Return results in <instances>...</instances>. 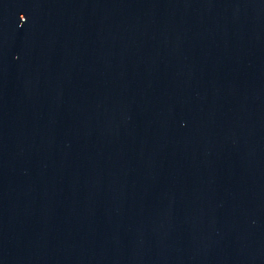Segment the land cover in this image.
<instances>
[{
	"label": "water",
	"instance_id": "1",
	"mask_svg": "<svg viewBox=\"0 0 264 264\" xmlns=\"http://www.w3.org/2000/svg\"><path fill=\"white\" fill-rule=\"evenodd\" d=\"M0 264H264V0H0Z\"/></svg>",
	"mask_w": 264,
	"mask_h": 264
}]
</instances>
